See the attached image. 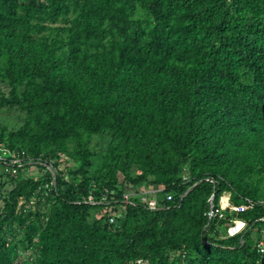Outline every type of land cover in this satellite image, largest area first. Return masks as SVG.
I'll return each instance as SVG.
<instances>
[{"label": "trees", "instance_id": "trees-1", "mask_svg": "<svg viewBox=\"0 0 264 264\" xmlns=\"http://www.w3.org/2000/svg\"><path fill=\"white\" fill-rule=\"evenodd\" d=\"M0 108V264H260L264 0H0Z\"/></svg>", "mask_w": 264, "mask_h": 264}, {"label": "built area", "instance_id": "built-area-1", "mask_svg": "<svg viewBox=\"0 0 264 264\" xmlns=\"http://www.w3.org/2000/svg\"><path fill=\"white\" fill-rule=\"evenodd\" d=\"M0 165L3 168L4 173H6L10 179H16L19 175L21 177H30L39 179L41 176L44 175L45 171H49L52 176V183L54 184L55 179V170L52 167L51 164L47 163L46 161L38 158L34 159L32 157H29L25 154L24 151H15L10 150L7 148H4L0 145ZM47 186V184H45ZM161 191L160 187H154V188H145V189H131L123 194V200L125 202H132L130 198H136L139 202L145 203L146 206L150 209H156L159 207H162V205H159L158 199L149 197L150 194H155ZM105 195L101 197V201L105 200ZM167 199H170V196H167ZM221 199V198H220ZM229 199V198H228ZM90 202V203H96V201H93V196L88 195L83 202ZM32 203V201H31ZM210 204L212 203V200L210 198ZM220 207L219 209L222 211L225 208H228L230 211H235L237 213L244 212L245 210L252 208L255 204L253 201H248L247 203H241L238 205H232L226 200L224 203L225 205H222L223 203L219 201ZM258 204H264L262 200L258 201ZM211 208V207H210ZM213 214L212 208L210 209L209 215L211 216ZM220 217L223 216V214L220 212ZM261 221H264V216L258 218ZM113 219H110L112 221ZM246 226V222L239 218H234L230 220V224L226 228V236H233L237 233H239L241 230H243ZM257 251L258 253L264 258V240H260L257 245Z\"/></svg>", "mask_w": 264, "mask_h": 264}, {"label": "rangeland", "instance_id": "rangeland-1", "mask_svg": "<svg viewBox=\"0 0 264 264\" xmlns=\"http://www.w3.org/2000/svg\"><path fill=\"white\" fill-rule=\"evenodd\" d=\"M17 115L15 112H13L12 110L9 112L3 111L0 108V120L3 121L2 123L6 122V120L10 123V124H17L18 120H17ZM19 119V118H18ZM97 141V138H94V140L92 141V144L94 145ZM68 165L72 164V162L67 161ZM13 187V182L11 181V179L9 178V176L4 173L2 166L0 165V210L2 209L3 206V200L7 197L8 191ZM146 187H144L143 185L139 186L136 188V190H140V189H145ZM135 189V188H132ZM161 194L155 193L152 194L153 198H158L160 197ZM223 198H226V200H228V202L231 204L230 200L228 199L229 196L227 194L226 197V193L223 194V196L221 197L220 201L223 203ZM223 205V204H222ZM226 206V205H225ZM122 208V207H121Z\"/></svg>", "mask_w": 264, "mask_h": 264}, {"label": "water", "instance_id": "water-1", "mask_svg": "<svg viewBox=\"0 0 264 264\" xmlns=\"http://www.w3.org/2000/svg\"><path fill=\"white\" fill-rule=\"evenodd\" d=\"M189 189L183 195H185L189 191ZM213 196H214V194L211 195V200L213 199ZM210 207L212 208L213 207V204H210ZM260 264H264V258L263 257L261 258Z\"/></svg>", "mask_w": 264, "mask_h": 264}]
</instances>
